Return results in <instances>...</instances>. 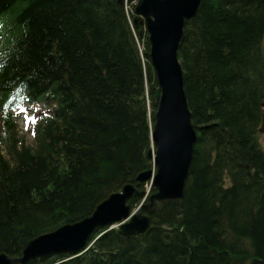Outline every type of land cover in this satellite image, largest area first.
I'll use <instances>...</instances> for the list:
<instances>
[{"label": "trees", "instance_id": "1", "mask_svg": "<svg viewBox=\"0 0 264 264\" xmlns=\"http://www.w3.org/2000/svg\"><path fill=\"white\" fill-rule=\"evenodd\" d=\"M123 1L0 0V253L15 259L143 185L156 79L148 33ZM178 56L197 131L182 197L157 203L144 234L110 230L82 258L26 264H264V0H201ZM17 94L55 102L32 144L1 115Z\"/></svg>", "mask_w": 264, "mask_h": 264}, {"label": "water", "instance_id": "2", "mask_svg": "<svg viewBox=\"0 0 264 264\" xmlns=\"http://www.w3.org/2000/svg\"><path fill=\"white\" fill-rule=\"evenodd\" d=\"M200 4L201 0H137L134 8L135 14L141 15L145 21L149 34V57L158 84L155 95L157 109L151 132L154 156L151 150L148 152L156 166L153 185L157 193L150 197L149 210L153 207L154 198L166 200L182 197L192 161L197 131L187 105L178 47L185 21L195 16ZM259 130L264 132V111ZM150 176L151 170H147L137 179L144 181ZM132 194L142 195L143 191L135 190L132 185H124L120 192L111 193L101 201L89 217L30 240L20 257L13 259L1 252L0 264H12L14 260L25 264L51 253L75 251L79 248H76L75 241L85 244L96 226L125 219L129 209L125 201ZM148 225L147 217L132 219L122 224L121 233L143 232Z\"/></svg>", "mask_w": 264, "mask_h": 264}, {"label": "bare ground", "instance_id": "3", "mask_svg": "<svg viewBox=\"0 0 264 264\" xmlns=\"http://www.w3.org/2000/svg\"><path fill=\"white\" fill-rule=\"evenodd\" d=\"M150 51V50H149ZM143 57V59H145L144 58V56H142ZM148 57H149V52H148ZM149 59H150V57H149ZM150 63H151V60H150ZM152 65V64H151ZM153 69V68H152ZM154 71V70H153ZM244 73V72H243ZM156 79V78H155ZM158 89V84H157V81H156V87H155V89H154V99L156 100V102H157V99H156V90ZM146 90V97H147V102L148 103H150V100H149V98H148V95H147V89H145ZM261 105H263L264 104V99H263V101L260 103ZM155 122V119L153 118V123ZM260 125H258V127H257V132H259L260 130ZM260 148L261 149H263L262 148V146H260ZM191 165V164H190ZM190 168V167H189ZM189 171V170H188ZM157 193V190H153V191H151L150 193H149V200H148V203L150 204L151 203V199H150V197L152 196V195H155ZM164 201H167V200H161V199H153V202H154V204H153V206H156V204L157 203H160V202H164ZM127 218H129L130 220H132V219H136V220H139L140 219V216H139V214H138V212L132 207V206H130L129 207V209H128V213H127V216H126V218H125V220L127 219ZM113 223H115L116 225H118L120 228L122 227V224H121V222L120 221H112ZM91 233H93V230L91 231ZM126 235H130V234H126ZM79 241H75V246H76V248H78V249H76L75 251H72V252H68V253H70V254H72L73 256H75V257H83V255L84 254H86L87 252H88V250H89V248L86 246V244H80V242L78 243ZM54 254H57V252H55ZM60 261L59 260H57L56 262H54L53 264H57V263H59ZM81 262H88V263H93L94 261H90L87 257H86V260H81Z\"/></svg>", "mask_w": 264, "mask_h": 264}, {"label": "rangeland", "instance_id": "4", "mask_svg": "<svg viewBox=\"0 0 264 264\" xmlns=\"http://www.w3.org/2000/svg\"><path fill=\"white\" fill-rule=\"evenodd\" d=\"M30 109L32 111L42 110V108H40L38 105H33L31 107L26 108L25 112L30 111ZM17 122H18V126H19L18 127L19 133L23 134V135L26 134V142L31 143L32 139H33L32 134L29 130V127H31V126H24V124H26V123L24 120H21V119H17ZM258 138H259V142H260L261 146L264 148V133H261Z\"/></svg>", "mask_w": 264, "mask_h": 264}, {"label": "snow or ice", "instance_id": "5", "mask_svg": "<svg viewBox=\"0 0 264 264\" xmlns=\"http://www.w3.org/2000/svg\"><path fill=\"white\" fill-rule=\"evenodd\" d=\"M29 119L28 117H26V120Z\"/></svg>", "mask_w": 264, "mask_h": 264}]
</instances>
